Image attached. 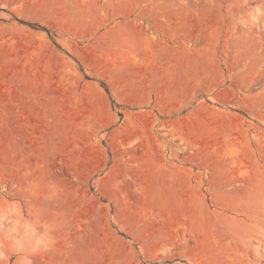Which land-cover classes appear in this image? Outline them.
<instances>
[{"label": "rangeland", "instance_id": "374dc122", "mask_svg": "<svg viewBox=\"0 0 264 264\" xmlns=\"http://www.w3.org/2000/svg\"><path fill=\"white\" fill-rule=\"evenodd\" d=\"M0 264H264V0H0Z\"/></svg>", "mask_w": 264, "mask_h": 264}, {"label": "crops", "instance_id": "0c3cea01", "mask_svg": "<svg viewBox=\"0 0 264 264\" xmlns=\"http://www.w3.org/2000/svg\"><path fill=\"white\" fill-rule=\"evenodd\" d=\"M196 176L192 178V175L174 174L170 175L169 178H160L161 180L157 183H152V186L160 188L161 194L169 191V193L180 195L186 191L191 192L193 189L196 191L202 190L203 183L205 184L207 181L203 177L198 178Z\"/></svg>", "mask_w": 264, "mask_h": 264}]
</instances>
